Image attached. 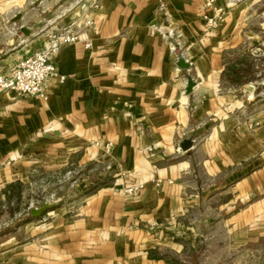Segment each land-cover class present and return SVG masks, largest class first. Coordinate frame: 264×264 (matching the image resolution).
<instances>
[{
	"label": "crops",
	"instance_id": "crops-1",
	"mask_svg": "<svg viewBox=\"0 0 264 264\" xmlns=\"http://www.w3.org/2000/svg\"><path fill=\"white\" fill-rule=\"evenodd\" d=\"M72 1L40 0L10 28L23 35L19 50L0 60L4 74L22 50L41 48L54 28L44 15L62 2L61 15ZM205 1L100 0L91 49L71 45L53 57L64 81H49L47 100L0 93V182L27 177L35 166H62L71 154L80 164L107 166L109 174L100 175L113 179L84 199L79 216L35 227L29 240L1 251L0 264H167L155 254L170 248L181 255L184 246L173 238L194 242L193 229L218 224V214L234 242L242 225L257 227L254 216L242 222L241 203L249 212L264 206V199L253 202L264 193V123L257 128L250 118L242 125L238 107L220 90L223 51L238 44L242 11L233 0H215L222 20L207 33L197 16ZM13 2L0 0V18ZM169 29L181 35L180 58L161 38ZM30 30L34 39L26 38ZM189 138L192 147L180 151ZM137 183L140 195L127 194ZM182 224L185 231L176 228Z\"/></svg>",
	"mask_w": 264,
	"mask_h": 264
},
{
	"label": "rangeland",
	"instance_id": "rangeland-1",
	"mask_svg": "<svg viewBox=\"0 0 264 264\" xmlns=\"http://www.w3.org/2000/svg\"><path fill=\"white\" fill-rule=\"evenodd\" d=\"M39 2L17 0L10 3L8 9L11 12L0 18L1 61L19 50L16 49V40L23 34L18 30V35L12 36L11 29L18 28L27 15L33 13L32 10L39 9ZM62 4L58 3L53 11L44 15L53 19L51 26L54 28L63 25L57 19L60 13H56ZM233 4L234 7L240 6L238 8L242 11L235 25L238 44L229 45L223 51L225 68L220 78V90L223 95L232 98L234 108L238 107L233 112L237 121L243 125L252 118L253 126L258 128L264 123V0H233ZM35 33L30 30V36L26 38L34 39ZM12 40V45L4 44ZM22 52L28 56L35 51ZM0 66L3 68L1 72L7 71L6 64L0 63ZM106 167L80 164L71 154L62 166H35L28 171L27 177H19L11 183L0 182V244L14 239L8 246L0 245V252L14 243L29 240L30 231L35 227L46 225L56 218L79 216L86 197L98 188L111 186L113 179L108 175L110 169ZM105 171L108 174L101 176ZM143 189L144 186L133 196L140 195ZM263 199L264 193H259L253 202ZM44 203L52 205V208L39 218L32 217L30 211L42 207ZM248 207V202L241 203L242 222H248L254 216L257 227L242 225L239 242L232 240V227L222 222L218 214V224H210L205 228L193 227L191 235H196L194 242L173 238L172 241L182 242L180 244L184 246L181 255L173 249L163 248L154 257L163 258L167 264H264V206L262 210L259 208L250 212ZM223 215L226 218L227 215ZM176 228L185 231L183 224Z\"/></svg>",
	"mask_w": 264,
	"mask_h": 264
},
{
	"label": "built area",
	"instance_id": "built-area-1",
	"mask_svg": "<svg viewBox=\"0 0 264 264\" xmlns=\"http://www.w3.org/2000/svg\"><path fill=\"white\" fill-rule=\"evenodd\" d=\"M100 9V0H73L59 18L68 16L69 21L61 27L53 28L46 36L41 48L33 54L24 56L13 67L9 74L0 73V93L14 91L19 96L38 97L47 100L48 83L53 78L60 82L64 77L57 75L53 57L64 47L81 44L84 49L92 47L91 32L94 27L92 14ZM211 12V14H208ZM197 16L204 21L207 33L215 30L222 20V9L215 6V0H206ZM161 38L175 57L182 48L181 35L174 29L160 32ZM109 150H107L108 152ZM143 188L137 183L126 188L129 195H135Z\"/></svg>",
	"mask_w": 264,
	"mask_h": 264
},
{
	"label": "water",
	"instance_id": "water-1",
	"mask_svg": "<svg viewBox=\"0 0 264 264\" xmlns=\"http://www.w3.org/2000/svg\"><path fill=\"white\" fill-rule=\"evenodd\" d=\"M15 21H16V19L13 22H15ZM178 66L181 68H184V69L187 68V65L184 64V61L182 59L178 60ZM193 87H194V84L189 80L187 83L186 93L187 94L191 93ZM191 147H192V140H190V139L182 141L179 145V149L182 152L188 151ZM50 208H52V205L44 203L42 205V207L32 209L30 211V214L34 218H39L43 213H45L47 211V209H50Z\"/></svg>",
	"mask_w": 264,
	"mask_h": 264
}]
</instances>
